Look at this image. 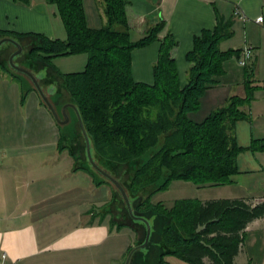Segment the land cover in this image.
<instances>
[{"label":"trees","instance_id":"16d2710c","mask_svg":"<svg viewBox=\"0 0 264 264\" xmlns=\"http://www.w3.org/2000/svg\"><path fill=\"white\" fill-rule=\"evenodd\" d=\"M46 1L57 5L66 39L4 30H0V37L19 38L26 48L22 58L35 68H49L45 82H57L56 102H74L79 107L101 164L121 178L133 199L135 213L155 216L156 222L164 219L162 237L152 243L159 248L155 264H170L165 259L168 254L191 264H236V256L245 247L248 226L264 217V199L182 198L171 209L151 202L154 192L167 188L175 179L221 185L231 182L238 172L237 156L243 148L237 143L236 123L249 116L246 106L260 86L255 84L253 66H245L244 96L230 97L200 122L190 117L200 108L206 89L219 82L218 77L225 72L223 64L233 54V50L220 48V43L233 33L232 22L219 18L213 30L204 29L195 36L194 47L186 55L191 65L184 87L172 55L178 41L166 35L154 64L155 82L147 84L133 78L132 52L156 41L164 22L147 25L135 40L129 0H97L104 19L100 28L89 26L84 0ZM80 53L88 54L82 71L61 73L52 62L54 57ZM0 67L17 78L1 60ZM78 131L82 139L79 144L85 146L79 125ZM60 135L62 149L66 141L76 140L67 139L68 132L61 131ZM68 148L76 162L75 147ZM252 148L264 150V138L254 140ZM82 169L93 176L96 184H108L97 181L87 168ZM107 210L119 226L144 228L132 220L113 190ZM147 259L146 264H153Z\"/></svg>","mask_w":264,"mask_h":264},{"label":"crops","instance_id":"0c3cea01","mask_svg":"<svg viewBox=\"0 0 264 264\" xmlns=\"http://www.w3.org/2000/svg\"><path fill=\"white\" fill-rule=\"evenodd\" d=\"M129 1L133 39L140 38L147 25L164 22L156 41L132 52V72L137 82L154 84V64L162 39L171 34L178 41L172 55L184 87L191 65L186 55L194 47L195 36L204 29L213 30L219 18L232 22L233 33L220 43V48L233 50V54L225 60V72L218 77L219 82L206 89L200 108L190 113L197 122L230 97L246 94V67L240 60L243 50L252 47L253 55L247 65L253 66L255 84L260 86L246 106L249 116L236 123L237 143L243 150L237 156L238 172L226 183L239 186L242 194L224 197L264 199V150L252 148L254 140L264 138V0ZM94 4L103 25L97 0ZM84 5L89 26L100 28L90 23V1L84 0ZM259 16H263L260 22ZM0 30L39 33L51 40L67 36L57 5L46 0H0ZM0 78L13 80L1 67ZM0 138V264H123L129 250L142 239L141 231L131 225L119 226L115 216L104 211L107 203L102 210L93 207L94 201L99 200L94 198L96 182L86 170L75 167L69 150L65 153L59 146L46 151L40 136L19 141L11 135ZM29 142L34 145L29 146ZM100 188H104V183L97 184ZM125 229L135 232L133 239L126 237ZM248 229V261L255 264L261 257L258 263L264 264V217L251 222ZM136 258H142V254Z\"/></svg>","mask_w":264,"mask_h":264},{"label":"rangeland","instance_id":"374dc122","mask_svg":"<svg viewBox=\"0 0 264 264\" xmlns=\"http://www.w3.org/2000/svg\"><path fill=\"white\" fill-rule=\"evenodd\" d=\"M90 1L89 7V17L90 23L96 26H102L100 23V18L97 12V9L94 4V0ZM67 36L65 35L66 39ZM10 50L8 51V53ZM53 64L56 66L58 71L61 73H70L77 72L86 69L88 63V54L80 53L73 55H64L60 57H54L52 59ZM8 74V73H7ZM11 82L2 81L0 78V137L4 135H11L12 138L16 141L19 140H29L27 137L31 136H40L44 139V144L46 145V151L51 149H58L57 147L60 145V127L58 123L53 118L52 113L49 109L41 102L40 96L36 90H29L27 93L24 92V88H26V84L17 81L15 77L8 74ZM11 87V88H9ZM16 87L17 90L13 89ZM71 130V126H67L66 131L69 132ZM78 125L76 126L75 135L77 136L76 140L66 141L64 150L65 153H68V147H75V157L80 160L84 157V146L79 144L82 139L78 135ZM66 138V137H65ZM2 138H0L1 140ZM68 139V137H67ZM67 143V144H66ZM3 143L0 142V146ZM29 146H33V142L28 143ZM69 150V148H68ZM69 155V154H68ZM145 158H147L145 156ZM213 186V185H199L195 182L186 179H175L170 185L165 189H160L154 192L151 196V202L155 205L162 204L164 207L171 209L175 201L182 198H197L202 200L207 199H218L225 198L224 196L229 194H242V190L239 186ZM95 199H99L94 201L95 209L102 210L105 208L106 203H108L112 198V188L108 184H104V188L97 189V184H95ZM100 195H97L99 194ZM245 193V192H244ZM247 196H251L250 193H245ZM104 196V198H101ZM123 206V205H122ZM94 209V210H95ZM164 219L159 218L156 222L155 233L153 235V241L158 242V240L162 237V225ZM139 231H141V237L143 238L145 234V230L142 227H139ZM250 231H253L254 227L251 226ZM126 237L134 238L135 232L131 229H125ZM249 231V229H248ZM154 248V249H153ZM151 252L149 253L147 261L150 259L151 263L158 260L159 248L157 245H153L151 247ZM139 255V254H138ZM250 255L248 253L247 247H244L243 250L235 258L236 264H245L247 263ZM144 258H136L135 264H142L144 262ZM258 261H262L257 257ZM166 261L170 264H191L180 257L168 254L165 256ZM264 261V259H263Z\"/></svg>","mask_w":264,"mask_h":264},{"label":"water","instance_id":"95a60500","mask_svg":"<svg viewBox=\"0 0 264 264\" xmlns=\"http://www.w3.org/2000/svg\"><path fill=\"white\" fill-rule=\"evenodd\" d=\"M9 50L10 52L8 53ZM25 53V45L19 38L12 35L0 37V60L7 70L19 78L22 83L26 84L24 92L26 93L29 90L38 92L41 102L52 113L63 133L67 132V126H71V130L68 132V139L70 137L77 138L75 132L78 123L85 146L84 157L76 161L75 167L87 168L96 177L97 181L107 182L113 192L118 193L123 200L132 220L144 226L145 234L143 238L129 250L123 263L134 264L139 253L144 257L150 252L155 232L156 217L135 213L133 199L121 178L101 164L79 107L74 102H66L63 105L58 104L56 102L58 96L57 82H45L49 75V68L33 67V63L31 64L30 61L22 58Z\"/></svg>","mask_w":264,"mask_h":264},{"label":"built area","instance_id":"2783aa9c","mask_svg":"<svg viewBox=\"0 0 264 264\" xmlns=\"http://www.w3.org/2000/svg\"><path fill=\"white\" fill-rule=\"evenodd\" d=\"M263 20V16H259L257 18V21L260 22ZM252 55H253V49L252 47H246L244 50H243V58L240 60L241 64L242 65H247L250 61V59L252 58Z\"/></svg>","mask_w":264,"mask_h":264},{"label":"flooded vegetation","instance_id":"af4514ba","mask_svg":"<svg viewBox=\"0 0 264 264\" xmlns=\"http://www.w3.org/2000/svg\"><path fill=\"white\" fill-rule=\"evenodd\" d=\"M75 155V154H74ZM142 264H146V262H143Z\"/></svg>","mask_w":264,"mask_h":264}]
</instances>
